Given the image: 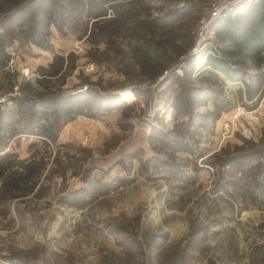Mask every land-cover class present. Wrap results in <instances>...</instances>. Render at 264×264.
<instances>
[{
  "label": "rangeland",
  "instance_id": "1",
  "mask_svg": "<svg viewBox=\"0 0 264 264\" xmlns=\"http://www.w3.org/2000/svg\"><path fill=\"white\" fill-rule=\"evenodd\" d=\"M214 2L0 0V264H264L261 69L210 65L254 0L194 51Z\"/></svg>",
  "mask_w": 264,
  "mask_h": 264
},
{
  "label": "trees",
  "instance_id": "2",
  "mask_svg": "<svg viewBox=\"0 0 264 264\" xmlns=\"http://www.w3.org/2000/svg\"><path fill=\"white\" fill-rule=\"evenodd\" d=\"M248 13L256 14H254L251 27H248L247 29H244L239 24V21L235 16H226L222 19L221 29L225 33L227 43L231 44L234 48L229 49L228 47H222V56L210 60V65L215 71L224 74L231 83L236 84L245 82L244 96L247 100L255 101L259 92L258 87H253V85L249 84V81L247 80L243 82L244 76L242 75L245 73H240V68L237 66H239V64L244 65L245 62L243 61L242 63H239L238 56L245 53L247 55L249 54V56L255 61L256 67L261 69L259 70L260 72L256 73V79L259 78L260 80L258 79V81H264V0H254L248 8ZM219 33H221V31H219ZM227 59L229 61H227ZM236 77L238 79H236ZM262 84L263 83H260L259 86L261 87ZM65 110L67 113L70 111L68 108ZM12 183L14 185L15 180H13ZM13 187H15V185Z\"/></svg>",
  "mask_w": 264,
  "mask_h": 264
},
{
  "label": "built area",
  "instance_id": "3",
  "mask_svg": "<svg viewBox=\"0 0 264 264\" xmlns=\"http://www.w3.org/2000/svg\"><path fill=\"white\" fill-rule=\"evenodd\" d=\"M240 0H215L211 12L202 23V30L198 42L195 44L194 51H197L202 43L206 42L204 32L207 33L211 23L221 15L222 11L229 8ZM211 52V56L218 58L220 54L216 49ZM260 117L256 110H249L244 106H236L229 113L226 123V133L239 135L242 138H251L255 127L259 124Z\"/></svg>",
  "mask_w": 264,
  "mask_h": 264
},
{
  "label": "crops",
  "instance_id": "4",
  "mask_svg": "<svg viewBox=\"0 0 264 264\" xmlns=\"http://www.w3.org/2000/svg\"><path fill=\"white\" fill-rule=\"evenodd\" d=\"M222 74V73H221ZM224 75V74H223ZM224 79H226L227 77L224 75V76H222ZM236 79H238L237 77H236ZM240 84H242V83H236V84H234V83H231V82H229V85H240Z\"/></svg>",
  "mask_w": 264,
  "mask_h": 264
}]
</instances>
